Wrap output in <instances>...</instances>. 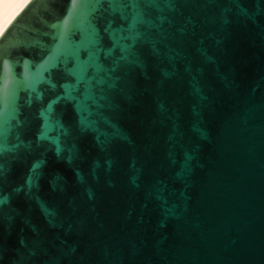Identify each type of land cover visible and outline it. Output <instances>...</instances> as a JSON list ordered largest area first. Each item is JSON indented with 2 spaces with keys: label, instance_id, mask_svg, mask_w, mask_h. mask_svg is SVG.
Wrapping results in <instances>:
<instances>
[{
  "label": "water",
  "instance_id": "1",
  "mask_svg": "<svg viewBox=\"0 0 264 264\" xmlns=\"http://www.w3.org/2000/svg\"><path fill=\"white\" fill-rule=\"evenodd\" d=\"M98 2L28 0L0 34V264H264V0H138L111 54ZM64 89L94 101L83 127L61 103L57 154L36 137Z\"/></svg>",
  "mask_w": 264,
  "mask_h": 264
},
{
  "label": "snow or ice",
  "instance_id": "2",
  "mask_svg": "<svg viewBox=\"0 0 264 264\" xmlns=\"http://www.w3.org/2000/svg\"><path fill=\"white\" fill-rule=\"evenodd\" d=\"M100 2V0H99ZM98 2V3H99ZM75 4V0H73ZM109 6L114 12H119V18L122 24L119 28H113L112 22H109V26L105 31L109 34V41L111 47L105 50L108 54L116 49L127 51L130 47H133L136 40L139 37L136 31L137 26L144 22V13L140 9L138 0H108ZM65 25L67 20H65ZM27 80V75L25 76ZM39 82L48 83L50 89L56 87V85L50 80L41 75ZM31 92L35 95L36 100L43 98L42 93L35 85H29ZM61 87H63L61 85ZM74 89H64L61 94H58L52 100H48L43 108L39 111V118L41 119L40 128L37 132L36 139L39 141H46L52 145L53 149L59 154L63 151V139L68 135L69 129L66 126L63 115L59 111V107L63 101H68L73 104L74 112L78 115V124L80 126H88L91 123L90 117L92 115L91 108L89 106L90 101H94V97L85 93L82 97L73 95ZM29 99V103H31ZM2 103V102H0ZM16 119L15 113L11 112L5 115L0 112V151L3 150L2 140L7 133L12 131L11 121ZM17 121V126L19 125ZM39 162H34L32 169L25 178V184L29 187L38 186L40 173L38 171ZM3 177L2 166H0V179ZM5 197L2 191H0V203L5 202Z\"/></svg>",
  "mask_w": 264,
  "mask_h": 264
},
{
  "label": "bare ground",
  "instance_id": "3",
  "mask_svg": "<svg viewBox=\"0 0 264 264\" xmlns=\"http://www.w3.org/2000/svg\"><path fill=\"white\" fill-rule=\"evenodd\" d=\"M28 0H0V34Z\"/></svg>",
  "mask_w": 264,
  "mask_h": 264
}]
</instances>
